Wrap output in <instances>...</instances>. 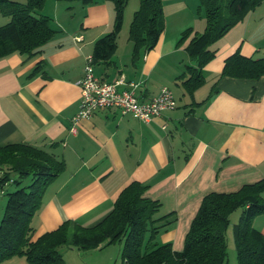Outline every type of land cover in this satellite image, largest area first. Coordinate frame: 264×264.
I'll return each mask as SVG.
<instances>
[{
  "label": "crops",
  "instance_id": "obj_1",
  "mask_svg": "<svg viewBox=\"0 0 264 264\" xmlns=\"http://www.w3.org/2000/svg\"><path fill=\"white\" fill-rule=\"evenodd\" d=\"M79 4L70 10L60 1L47 0L40 12L52 18L56 33L42 51L32 57L16 52L0 58V143L26 142L66 162L33 218L35 236L66 218L86 226L98 223L111 212L121 190L139 180L148 184L144 195L162 203L158 214L174 213L155 241L171 242L181 250L207 193L236 191L264 179V76L218 78L226 58L237 49L261 57L258 38L250 33L254 13L219 42L203 70L210 85L204 89V83L193 97L177 79L181 67L192 62L185 44L177 45L181 29L169 33L166 25L157 45L136 62L133 42L126 41L122 49L118 41L111 64H94L96 75L104 81L123 77L120 89L137 84L135 92L142 100L168 87L176 106L147 122L109 107L75 123L87 57L114 22L110 1ZM41 60L43 71L30 76ZM215 82L218 91L207 98ZM171 83L177 84L176 92ZM258 229L264 231V219ZM62 251L66 264H120L122 250L113 243L89 250L66 245Z\"/></svg>",
  "mask_w": 264,
  "mask_h": 264
},
{
  "label": "trees",
  "instance_id": "obj_2",
  "mask_svg": "<svg viewBox=\"0 0 264 264\" xmlns=\"http://www.w3.org/2000/svg\"><path fill=\"white\" fill-rule=\"evenodd\" d=\"M46 1L0 0V12L10 17L0 24V58L16 52L32 57L42 51L56 33L52 18L40 12ZM80 1L89 4L93 0ZM109 1L114 9L113 28L95 41L94 64L113 62L129 2ZM263 1L200 0L206 15L204 31L188 27L177 42L178 46L185 44L192 61L177 77L186 93L193 97L205 83L204 66L215 57L219 42ZM164 29L163 0H140L129 29L133 62L157 45ZM43 68L41 60L30 76ZM222 76L258 79L264 76V56H246L237 49L226 58L218 78ZM216 85L217 82L207 98L218 91ZM205 100L192 103L202 104ZM65 168L64 158L45 148L26 142L0 143L2 191L8 182L18 186L8 194L0 222V264L14 256L25 257L27 264H66L62 251L65 245L89 250L116 242L123 243L122 264H227L226 230L231 213L238 208L243 209L234 226L239 264H264V231L254 226V219L264 214V179L244 184L236 191L207 193L190 224L183 248L175 250L171 242L155 241L161 227L172 222L174 213L156 216L162 203L145 196L148 184L139 180L121 190L111 212L98 223L86 226L66 218L57 228L35 236L32 222L46 188Z\"/></svg>",
  "mask_w": 264,
  "mask_h": 264
},
{
  "label": "rangeland",
  "instance_id": "obj_3",
  "mask_svg": "<svg viewBox=\"0 0 264 264\" xmlns=\"http://www.w3.org/2000/svg\"><path fill=\"white\" fill-rule=\"evenodd\" d=\"M21 1H25V0H21ZM56 1H60L63 7L65 6L68 7L70 10H73L74 8H76V6H78L79 3H80L79 5L87 7L89 4H93V3L95 4L106 0H93L89 4H84L80 0H75V1L56 0ZM163 4H164V12H165V27L167 25L169 33L170 32L174 33L176 28H179L181 30L177 33V38H180L182 31L188 27H193L194 31H197L199 33L204 31L206 27V15H205V11L200 7V0H163ZM139 5H140V0H129L126 6L122 31L119 33L118 36V41H120L122 49L124 48L126 41L127 43L128 42L131 43V41L129 40L130 24L132 22L135 11L139 8ZM252 13L254 14L249 22L250 33L253 38H258L257 52H260L261 54L260 56H264V1L261 5L257 6L253 11H251V14ZM249 15L250 14H248V16ZM9 19L10 17L5 16L0 12V24L7 22ZM257 56H259V53L258 55H256V57ZM181 68H182L180 70L181 73L186 71V65L182 66ZM175 83H171L170 87L173 88V90L176 92L177 84ZM179 84L181 85V82H179ZM205 85L207 86H205L204 89L208 88L210 84H208L207 81L205 82ZM212 88L213 86L210 87L209 89ZM177 98L179 100V96H177ZM28 181L29 179L26 182ZM17 188L18 186L16 184L12 182H8L5 185L3 192L0 186V201H1L0 216L1 217L3 216L4 213V209H2L3 204L7 202L8 194L16 190ZM242 211H243L242 208H238L235 211H233L230 215V224L228 229L226 230L227 264H239L235 237H234V226L236 223H238ZM159 215L160 214H157L156 216ZM1 219L2 218H0V222ZM263 219H264V214L258 215L256 219H254L255 220L254 226L256 228H260L263 224ZM114 245L117 248L121 247V250L123 248L122 242H116L114 243ZM22 261H24V263L27 264V260L25 259V257L14 256V258L8 259L6 261L7 263L5 262V264H22ZM119 261L120 264H122L121 254Z\"/></svg>",
  "mask_w": 264,
  "mask_h": 264
},
{
  "label": "built area",
  "instance_id": "obj_4",
  "mask_svg": "<svg viewBox=\"0 0 264 264\" xmlns=\"http://www.w3.org/2000/svg\"><path fill=\"white\" fill-rule=\"evenodd\" d=\"M81 39V37H77ZM125 79L119 77L113 81H104L94 71L93 55L87 57L84 76L79 81L81 87V109L74 117L75 123L80 118L91 116L97 109L119 107L123 113H131L134 117L143 121H150L160 115L164 110L174 108L176 100L172 90L163 87L157 96L148 100L140 99L135 87L120 89ZM72 131H76L72 127Z\"/></svg>",
  "mask_w": 264,
  "mask_h": 264
}]
</instances>
